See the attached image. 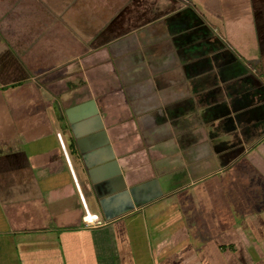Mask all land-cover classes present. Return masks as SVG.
I'll list each match as a JSON object with an SVG mask.
<instances>
[{"label": "crops", "instance_id": "obj_1", "mask_svg": "<svg viewBox=\"0 0 264 264\" xmlns=\"http://www.w3.org/2000/svg\"><path fill=\"white\" fill-rule=\"evenodd\" d=\"M0 264H264V0H0Z\"/></svg>", "mask_w": 264, "mask_h": 264}, {"label": "water", "instance_id": "obj_2", "mask_svg": "<svg viewBox=\"0 0 264 264\" xmlns=\"http://www.w3.org/2000/svg\"><path fill=\"white\" fill-rule=\"evenodd\" d=\"M93 112H91V116H95V115H97V112L96 111H94V110H92ZM96 132V131H95ZM111 160H114V158H111V159H109V160H106V161H104V162H110ZM207 160H209V162L210 163H212L213 161H215L214 160V158L213 157H209ZM209 163L208 161H205L204 163ZM210 163H209V166L207 167L208 169H204V172H202V173H200V174H195V173H193L192 171L190 172V177H192V179H195L196 177H198V176H200V175H202V174H205V173H207V172H211L214 168H212L211 166H210ZM215 163V162H214ZM102 164V163H101ZM115 163H112V165H114ZM215 165V164H214ZM175 174H171V175H169V177H170V179L174 176ZM168 177V178H169ZM185 179H182L180 182H178V183H175V185H170V187H165V185L163 184V180H165L166 178H160V179H158V182H160L161 183V185H162V189H163V191L164 192H168V191H170V190H172V189H175V188H177V187H179L181 184H184V183H187V182H189V178H186V177H184ZM172 180V179H171ZM157 183V180H152V181H149V182H146V183H144V184H141V185H137L136 187H131V188H129L128 190H126L125 192H123V193H119V194H121L120 195V197H122V196H124V195H130V196H132L133 194L135 195V191H138V189H141V188H144V187H148V186H151V185H153V184H156ZM118 197V196H117ZM102 200H104V199H102ZM102 200H100V203L103 205V201Z\"/></svg>", "mask_w": 264, "mask_h": 264}, {"label": "built area", "instance_id": "obj_3", "mask_svg": "<svg viewBox=\"0 0 264 264\" xmlns=\"http://www.w3.org/2000/svg\"><path fill=\"white\" fill-rule=\"evenodd\" d=\"M61 145L63 147L62 141H61ZM83 205L85 204L83 203ZM82 221L85 227H97L103 225L105 222L103 219L99 218L96 214L90 213L86 208L84 215L82 217Z\"/></svg>", "mask_w": 264, "mask_h": 264}, {"label": "rangeland", "instance_id": "obj_4", "mask_svg": "<svg viewBox=\"0 0 264 264\" xmlns=\"http://www.w3.org/2000/svg\"><path fill=\"white\" fill-rule=\"evenodd\" d=\"M71 80H72V79H71ZM73 82H74L75 84L78 83L77 80H76V78H74V81H73ZM65 83H66V85H68V84L71 85V81H65ZM79 83H80V81H79ZM188 190H189V187H184V188L178 190V192H176V193L179 194V195H183V194L189 192Z\"/></svg>", "mask_w": 264, "mask_h": 264}]
</instances>
